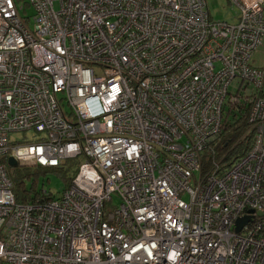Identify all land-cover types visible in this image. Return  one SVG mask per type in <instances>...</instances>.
I'll list each match as a JSON object with an SVG mask.
<instances>
[{
  "label": "built area",
  "instance_id": "built-area-1",
  "mask_svg": "<svg viewBox=\"0 0 264 264\" xmlns=\"http://www.w3.org/2000/svg\"><path fill=\"white\" fill-rule=\"evenodd\" d=\"M229 2L0 0V264H264V0ZM245 115L252 144L204 170ZM8 157L78 165L18 202Z\"/></svg>",
  "mask_w": 264,
  "mask_h": 264
},
{
  "label": "trees",
  "instance_id": "trees-1",
  "mask_svg": "<svg viewBox=\"0 0 264 264\" xmlns=\"http://www.w3.org/2000/svg\"><path fill=\"white\" fill-rule=\"evenodd\" d=\"M262 68H264V61L261 63ZM247 116L240 117L234 123L228 124L225 129L221 132L218 139L213 142L209 149L214 151V153L205 150L202 154V163L203 168L206 170L209 164L210 158L219 159L223 157L224 162H229L231 160L236 159L240 155H242L246 149L252 144L253 130L247 131L248 129ZM70 161L73 166V174L72 176L67 178V182L64 186L66 188L70 182L72 177L74 176L78 160L76 158L68 159L64 163ZM63 168V165L60 167H40V166H32V167H20L15 166L12 170V176H10L13 191L15 194V198L18 202H26L28 200L34 199L37 195V191L33 189V181L31 184V188H26L24 182L26 179L33 178L38 176V174H42L48 171H60Z\"/></svg>",
  "mask_w": 264,
  "mask_h": 264
},
{
  "label": "rangeland",
  "instance_id": "rangeland-1",
  "mask_svg": "<svg viewBox=\"0 0 264 264\" xmlns=\"http://www.w3.org/2000/svg\"><path fill=\"white\" fill-rule=\"evenodd\" d=\"M207 10L212 20L232 22L238 13V8L229 2V0H206ZM28 13L32 12V8H29ZM264 61V45H262L255 56V63L260 64ZM39 133H35L34 130H27L24 132H10L9 143L10 145H17L23 143L25 140L37 137ZM9 177L12 176L13 167H6ZM73 166L70 161L63 164V168L59 171H48L42 174H38L30 179H26L24 185L26 188H31L33 181V189L35 191L46 190L48 193L58 195L64 188L67 178L72 176ZM184 198V196H183ZM186 199V198H185ZM116 200L113 199L107 206V209H111Z\"/></svg>",
  "mask_w": 264,
  "mask_h": 264
},
{
  "label": "water",
  "instance_id": "water-1",
  "mask_svg": "<svg viewBox=\"0 0 264 264\" xmlns=\"http://www.w3.org/2000/svg\"><path fill=\"white\" fill-rule=\"evenodd\" d=\"M7 163L11 167H15L17 164L16 161L12 157H8ZM248 220H249L248 216L238 218L236 221V231H239L246 224Z\"/></svg>",
  "mask_w": 264,
  "mask_h": 264
},
{
  "label": "crops",
  "instance_id": "crops-1",
  "mask_svg": "<svg viewBox=\"0 0 264 264\" xmlns=\"http://www.w3.org/2000/svg\"><path fill=\"white\" fill-rule=\"evenodd\" d=\"M235 18H236V17H235ZM235 18H234V19H235Z\"/></svg>",
  "mask_w": 264,
  "mask_h": 264
}]
</instances>
